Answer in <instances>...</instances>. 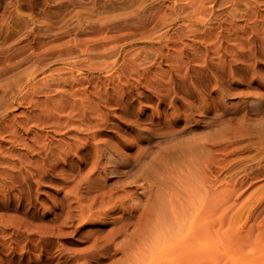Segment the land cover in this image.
I'll use <instances>...</instances> for the list:
<instances>
[{
	"label": "rangeland",
	"instance_id": "obj_1",
	"mask_svg": "<svg viewBox=\"0 0 264 264\" xmlns=\"http://www.w3.org/2000/svg\"><path fill=\"white\" fill-rule=\"evenodd\" d=\"M0 264H264V0H0Z\"/></svg>",
	"mask_w": 264,
	"mask_h": 264
}]
</instances>
